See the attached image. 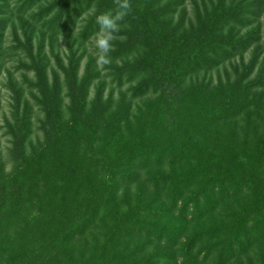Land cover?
Returning a JSON list of instances; mask_svg holds the SVG:
<instances>
[{"label": "trees", "instance_id": "16d2710c", "mask_svg": "<svg viewBox=\"0 0 264 264\" xmlns=\"http://www.w3.org/2000/svg\"><path fill=\"white\" fill-rule=\"evenodd\" d=\"M43 1L17 0L12 14ZM183 2L130 0L102 68L129 84L116 99L104 98L98 53L79 73L84 54L69 43L53 68L23 32L16 46L30 57L37 95L22 104L10 88L0 264H264V56L252 26L262 2L193 0L192 15L184 8L176 20ZM116 11L117 0H48L30 19L53 37L87 14L84 43L100 32L96 17ZM248 51L234 81L211 84L212 70ZM34 104L43 117L32 142ZM87 237L96 247L85 255Z\"/></svg>", "mask_w": 264, "mask_h": 264}, {"label": "rangeland", "instance_id": "374dc122", "mask_svg": "<svg viewBox=\"0 0 264 264\" xmlns=\"http://www.w3.org/2000/svg\"><path fill=\"white\" fill-rule=\"evenodd\" d=\"M7 10H8V17L9 22L4 24V27L0 30L2 34L1 43H0V151L3 155L7 151L11 143V135L8 134L6 124L8 121L11 122V115H12V104L15 102V98L10 90L11 85H13L18 90L19 99L21 100L22 104L30 102L31 104L34 103L32 99V95H37L35 93V89L28 87L27 81H33V73L27 72L26 66H28L30 60L27 52L21 50L20 47L16 46L17 43L23 44L25 41V36L23 34L24 31L30 35V45L32 49V54H36L40 51L41 56H46L50 60V65L53 68H56L54 59L52 55H59L60 57H65L68 53V45L70 43L71 49L75 50L77 54H84L83 59L80 63V72L82 71L87 59L96 57L98 53V49L96 47V39L97 34L92 35L87 41L81 43V39L78 36L80 27L84 26L86 21L88 20V15H83L77 23V28L73 31L68 33V35L59 34L57 36H50L48 34V30L43 27L42 22L39 24H35L31 22L32 13L35 12L39 7H45L46 1H43L29 10V12L20 14L18 16H14L12 14V10L15 11L16 9V2L17 0H7ZM201 2V0H195ZM262 2V9L261 12L254 18V23L252 26H256L260 30V41L258 45L260 46L261 50V57L264 56V0ZM185 10L192 15L193 12V0H184L183 5L178 8L177 14H175V19L177 20L180 17L181 11ZM32 14V15H31ZM49 16L47 19H49ZM115 34L112 33L111 42L114 40ZM81 43V44H80ZM53 53V54H51ZM76 54V55H77ZM250 52L248 51L245 53L242 58H238L237 56L234 57L231 62H225L220 67L215 68L209 74V79L212 81V85L215 84L217 76H223V79H229L234 81L238 76L236 71L239 68V65L242 63L247 64L249 60ZM24 64V66H23ZM104 68L103 65L98 63L97 69L102 70ZM49 71V69H48ZM241 69H239L238 73H241ZM227 73V74H225ZM257 70H254L248 77V80H254L256 78ZM102 79L106 82V87L104 90V98L109 95L111 91L113 93L114 98L116 99L120 93H127L129 89V84L124 82L122 86H117V83L113 81L112 77L109 76L107 70H102L101 72ZM201 76L196 75L192 78V80H200ZM208 80V79H207ZM264 91V90H263ZM128 94V93H127ZM63 96H65V91L63 92ZM128 100L130 98L128 97ZM139 99L133 100V105L136 104ZM69 101L64 99V111L69 105ZM41 107H38L36 104L33 105V117L31 119L32 123V133L30 134V139L32 142H35L37 138L42 136V132L39 130L40 126L38 120L41 119L43 116V112ZM65 116H67L65 114ZM100 162L103 161L102 158H98ZM97 170L100 167H95ZM94 238L87 237V244L82 243V245H91L90 248L85 250L84 254H90V250L96 247L94 245ZM93 245V246H92ZM77 257L75 258L74 263H79V254H74ZM18 257V256H17ZM87 257V256H86ZM11 264V260H10Z\"/></svg>", "mask_w": 264, "mask_h": 264}, {"label": "clouds", "instance_id": "9594fccd", "mask_svg": "<svg viewBox=\"0 0 264 264\" xmlns=\"http://www.w3.org/2000/svg\"><path fill=\"white\" fill-rule=\"evenodd\" d=\"M130 10V0H117V11L115 15L102 13L96 17V23L100 26V33L97 34L96 39L99 64L107 65L109 63L108 53L111 49L112 33L118 31V22L128 15Z\"/></svg>", "mask_w": 264, "mask_h": 264}]
</instances>
